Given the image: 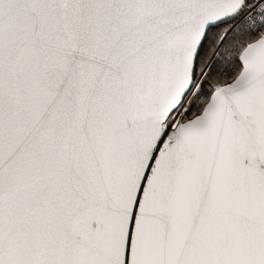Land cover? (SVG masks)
I'll return each mask as SVG.
<instances>
[{
  "label": "snow or ice",
  "instance_id": "6c2138e0",
  "mask_svg": "<svg viewBox=\"0 0 264 264\" xmlns=\"http://www.w3.org/2000/svg\"><path fill=\"white\" fill-rule=\"evenodd\" d=\"M0 264H264V0H0Z\"/></svg>",
  "mask_w": 264,
  "mask_h": 264
}]
</instances>
